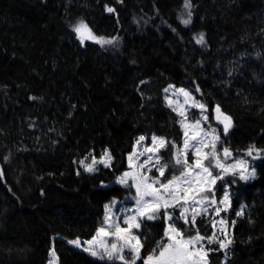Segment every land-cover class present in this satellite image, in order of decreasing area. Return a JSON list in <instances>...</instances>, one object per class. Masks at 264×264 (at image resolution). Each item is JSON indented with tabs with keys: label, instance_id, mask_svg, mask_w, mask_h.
<instances>
[{
	"label": "trees",
	"instance_id": "obj_1",
	"mask_svg": "<svg viewBox=\"0 0 264 264\" xmlns=\"http://www.w3.org/2000/svg\"><path fill=\"white\" fill-rule=\"evenodd\" d=\"M191 4L0 0V264H48L52 246L57 264H121L69 241L91 239L105 205L132 196L117 180L140 137H166L168 160L183 145L178 113L165 97L170 83L193 91L211 114L218 106L231 117L223 144L235 154L252 145L264 150V0ZM80 21L114 42L81 43L73 30ZM106 150L109 167L84 170L80 161ZM255 173L218 182L230 188L223 214L233 242L227 249L207 244L209 264H264V154ZM213 217L203 213L194 228L177 225L210 236ZM166 226L145 221L142 256Z\"/></svg>",
	"mask_w": 264,
	"mask_h": 264
},
{
	"label": "snow or ice",
	"instance_id": "obj_2",
	"mask_svg": "<svg viewBox=\"0 0 264 264\" xmlns=\"http://www.w3.org/2000/svg\"><path fill=\"white\" fill-rule=\"evenodd\" d=\"M184 7L190 9L192 7L191 0H184ZM107 10L109 12L114 11L112 8ZM188 17V19L182 21L183 24L188 25L191 23L190 11L188 12ZM73 30L81 43L86 39L93 40L101 45L114 42L110 39L95 36L83 21L73 26ZM196 43L201 45L205 43L203 33H200L196 38ZM172 87L170 85L169 88L165 89V92H168ZM177 91L185 97V104L191 101L192 107H198L202 112L205 111V106L195 101L189 92L184 89H178ZM168 103L171 106L174 102L169 99ZM180 107L182 108L183 106L181 105ZM173 110L176 111L177 109L174 108ZM215 111L219 114L217 119L223 124V134L226 136L232 128L231 117L221 113L218 106ZM178 114L184 117L181 120V125L186 129L183 147L177 148L172 157L165 161L159 153L162 149L167 148L170 142L164 138H152L153 146L145 149L151 155L137 165L142 171L138 173L125 172L117 180V183L135 189V207L126 210L127 213L131 214H123L117 217L113 212L116 201L113 200L111 204L105 205L103 226L97 230L96 235L99 237H114L115 242L107 244L101 241L99 247L103 251L98 253L94 247L96 237L85 241L84 243L89 245V247H85L83 250L89 252L90 255H99L101 260H119L121 264H137V261H142V264H209L208 256L212 249L206 248L204 241L208 245L217 243L220 249H227L232 244L233 241L228 239L227 236L221 240L215 232L210 236L201 235L199 231L195 235L186 234L182 228L176 227V221L182 220L184 226L194 228L197 217L206 210L203 207L205 204L213 206L217 204L225 205L224 209L214 207L217 215L222 210L226 211L230 201L229 193L224 190L223 198L217 201L215 195L217 182L224 180L226 176H232L241 181H248L255 177V169L249 170V164L246 159H238L234 163H225L226 160L232 157V152L226 147L222 149V152L217 151L220 136L215 134V130L213 129L210 134L202 127L200 120L189 124L186 123L187 116L184 111H179ZM203 119L207 121V116ZM189 128L194 129L191 135L187 131ZM209 135H211V140L208 139ZM144 139V137H140L137 143L139 144ZM172 147L176 148V145L173 144ZM204 149L210 150L205 151ZM189 151L193 156L192 162L188 160ZM254 153L255 156L253 155ZM262 154H264V150L256 149L255 145L250 146L246 152L248 157H253L254 159L259 158ZM136 155L134 152L129 157L130 166ZM139 155L142 156L144 153L141 152ZM173 160L174 164L172 163ZM110 161L111 154L105 151L99 161L93 158L91 164H84L83 161H80V163L85 171L93 172L96 170L95 165L97 163L109 167ZM175 166L180 168L179 175H173L171 179L166 178L162 181L160 178L165 176V172L170 167ZM153 168L159 173V176L152 177L147 174ZM129 179L132 181L131 184H129ZM169 209H178L179 215L174 217L169 212ZM236 215H243V211L237 212ZM155 220H163L167 226L163 231L162 239L157 241L152 252L147 257H144L141 255L144 241L141 238V234L138 233L141 232L145 221ZM219 224L221 225L220 231L224 233L226 222L221 220ZM212 227H216L215 222ZM69 243L77 247L81 246L79 240L69 241ZM51 256L53 260L50 261V264H55V251L51 252Z\"/></svg>",
	"mask_w": 264,
	"mask_h": 264
},
{
	"label": "rangeland",
	"instance_id": "obj_3",
	"mask_svg": "<svg viewBox=\"0 0 264 264\" xmlns=\"http://www.w3.org/2000/svg\"><path fill=\"white\" fill-rule=\"evenodd\" d=\"M84 23H86V22H84ZM88 27L90 28L89 25H88ZM91 31H92V29H91ZM92 33H93V31H92ZM97 37H99V36H97ZM103 38H105V37H103ZM105 39H107V38H105ZM86 41H93V40L86 39V40H84L83 43H85ZM170 85L173 86V87L168 92H165V97H166L167 103H168L169 99H171L174 102L171 106L173 108L177 109L176 110L177 113H179V111H184L185 112V115L187 116L186 123L192 124L195 121L200 120L201 121V124H202V127L205 129L206 132H208V133L211 134L212 133V130L214 129L215 130V134L220 136V142L217 144V151L218 152H222V149L225 148L226 146L223 144V136H224V134H223V124L220 122V120L217 119V116L219 114L216 113L215 110L211 114L210 111H209V109H208V107L203 103V101L193 91H191L190 89H188L186 87L177 86V85H175L173 83H170L167 88H169ZM178 89H184L185 91L189 92L191 94V96L194 97L195 101H197L200 104H203L205 106V111L202 112L201 109H199L198 107H192L191 106V104H192L191 101H189L187 104H185V97L177 91ZM181 105L183 106L182 108L180 107ZM205 116H207V121H205L203 119ZM178 117H179V122L181 124V120L184 119V117H182L179 114H178ZM182 128H183V131L185 132L186 129L184 127H182ZM187 131L189 132V135H191L193 133L194 129L189 128V129H187ZM142 137H144L145 139L138 144L137 142L140 140V138H139V140L134 145L133 150L130 152V154L128 156L129 167L119 177H121L125 172L138 173V172H141L142 171L141 169H139L137 167V165L139 163H142L149 155H151V153L146 152L145 149L151 148L153 146L152 145V138L153 137L164 138L165 140L168 141V139L166 137L157 136V135H151L149 137L142 136ZM184 139H185V136H184ZM208 139L211 140V135H209ZM182 147H183V145L180 148H182ZM165 149H167V148H165ZM165 149H162L160 151L159 155H161L164 158L165 161H168V156L164 152ZM256 149H258V148H256ZM204 150L205 151H209L210 149H204ZM106 151L108 153H110L108 150H106ZM230 151L232 152V157L229 158L228 160H226L225 163H234L238 159H246L247 162H248V164H249V170H251L253 168L255 169V160L257 158L254 159L253 157H248L246 155L247 150H244L240 154H235L232 150H230ZM134 152L137 155L133 158V160L131 162V166H130L129 157L132 156ZM141 152H143L144 155H142V156L139 155V153H141ZM253 155L255 156V153ZM101 157L95 158V159L97 161H99L101 159ZM92 160H93V158L90 159V160H83V162H84V164H91L92 163ZM111 160H112V158H111ZM188 160H189V162H192V160H193V156H192V154H191L190 151L188 153ZM110 163H111V161H110ZM101 165H103V164L97 163L95 165V168L97 169ZM149 166L151 167V165H149ZM179 172H180L179 166L170 167V169L165 172V176L164 177H161L160 179L162 181L165 180L166 178L167 179H171V177L173 175H179ZM147 174L149 176H152V177L159 176V173L156 172L155 168H153L152 171L149 172V173H147ZM218 182L215 185V195H216L217 201H219V200H221L223 198L224 190H227V192L229 193V197H230L231 196L230 188L227 185H224L223 188L221 189L220 186H217L218 185ZM131 183H132V181H131V179H129V184H131ZM130 189L133 192V194H132L131 197H129L127 199H116L115 200L116 201V204L113 207V212L115 213V215L117 217H120L123 214H131V213H127L126 210L133 209L135 207V201H134L135 189L134 188H130ZM230 206H231V198H230V201H229V205L227 206V210L229 209ZM203 207H204V209H206L205 211H203V213H212L213 216H214L213 217V221H212V225L215 222L216 223V227L213 228L212 233L215 232L216 235H217V237L219 239H221V240L222 239H225V236H227V233H228V231H227V225H225V232L222 233L220 231L221 225L219 224V221H221V220L225 221L224 220V214H223L224 210H222L219 215H217L216 212L214 211V207H220L221 209H224L225 208V205L217 204L216 206H213L211 204H205ZM169 212H171L174 217H176V216L179 215V210L178 209H175V210L174 209H169ZM102 226L103 225H101L100 227H102ZM122 226H124V225H122ZM176 227L181 228V227H179L177 225V221H176ZM182 230H184V229L182 228ZM184 231L187 234V231L186 230H184ZM212 233H211V235H212ZM96 234H97V232H96ZM96 234L93 236V237H96V240L94 242V247H95V250L98 253H100V252L103 251L99 247V244H100L101 241H104L107 244H110L111 242H115V238L114 237H111V236H109V237H99ZM138 234H140V233H138ZM191 235H195V234H191ZM93 237L91 239H89V240H92ZM227 238H228V236H227ZM75 240H79L81 242V246L80 247H77L76 245L72 244L74 247H76V248H83V249L85 247H89V245H87V244L84 243L85 241H89V240L73 239V240H70V241H75ZM203 243L205 244V247L207 248V242L204 241ZM52 251H55V247L54 246H52L51 252ZM125 255H127V253H125ZM94 257L100 259L99 258V255L98 256H94ZM52 260H53V257L51 256V253H50V260H49V263L48 264H50V261H52ZM208 262H209V257H208ZM55 264H57L56 257H55Z\"/></svg>",
	"mask_w": 264,
	"mask_h": 264
},
{
	"label": "water",
	"instance_id": "obj_4",
	"mask_svg": "<svg viewBox=\"0 0 264 264\" xmlns=\"http://www.w3.org/2000/svg\"><path fill=\"white\" fill-rule=\"evenodd\" d=\"M221 119H222V117H221Z\"/></svg>",
	"mask_w": 264,
	"mask_h": 264
}]
</instances>
